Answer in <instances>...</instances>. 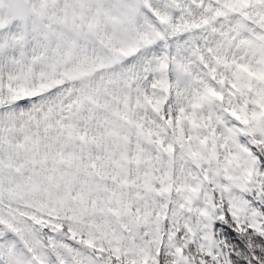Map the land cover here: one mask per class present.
<instances>
[{
	"label": "snow or ice",
	"instance_id": "1",
	"mask_svg": "<svg viewBox=\"0 0 264 264\" xmlns=\"http://www.w3.org/2000/svg\"><path fill=\"white\" fill-rule=\"evenodd\" d=\"M0 264H264V0H0Z\"/></svg>",
	"mask_w": 264,
	"mask_h": 264
}]
</instances>
